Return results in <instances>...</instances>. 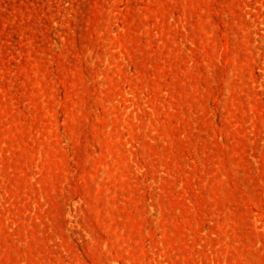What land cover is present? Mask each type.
<instances>
[{
    "label": "rangeland",
    "instance_id": "obj_1",
    "mask_svg": "<svg viewBox=\"0 0 264 264\" xmlns=\"http://www.w3.org/2000/svg\"><path fill=\"white\" fill-rule=\"evenodd\" d=\"M0 264H264V0H0Z\"/></svg>",
    "mask_w": 264,
    "mask_h": 264
}]
</instances>
